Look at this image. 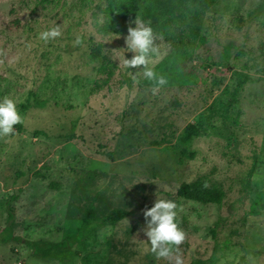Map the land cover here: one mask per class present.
I'll list each match as a JSON object with an SVG mask.
<instances>
[{
	"label": "rangeland",
	"instance_id": "obj_1",
	"mask_svg": "<svg viewBox=\"0 0 264 264\" xmlns=\"http://www.w3.org/2000/svg\"><path fill=\"white\" fill-rule=\"evenodd\" d=\"M106 5L0 0V98L16 101L22 117L15 135L0 137V228L11 210L14 234L57 242L77 230L93 197L98 215L136 212L96 228L68 261L43 260L10 241L0 244V264H169L149 251L144 233L143 212L161 198L178 205L184 264L224 241L215 264H264V198L249 213L264 191V0H215L195 39L181 32L182 16L175 33L189 39L182 65L190 78L168 88L143 86L142 69H123L127 32L101 29ZM54 23L61 36L41 41ZM152 30L156 66L172 45ZM233 70L248 77L235 98ZM189 124L199 132L181 142ZM191 182L221 189V202L178 198V186Z\"/></svg>",
	"mask_w": 264,
	"mask_h": 264
},
{
	"label": "trees",
	"instance_id": "obj_2",
	"mask_svg": "<svg viewBox=\"0 0 264 264\" xmlns=\"http://www.w3.org/2000/svg\"><path fill=\"white\" fill-rule=\"evenodd\" d=\"M215 0H107L104 9L105 23L101 29L107 34L122 35L127 32L130 21L136 15L141 16L150 21L152 29L160 32L162 35L170 39L172 50L167 55L166 61L154 66V71L164 76L168 83L164 88L178 86L181 87L189 83V73L186 72L182 65V59L188 52L190 45L189 38L195 39L198 36V25L200 24L201 14L209 8ZM184 10L179 12V10ZM184 16L185 27L180 28L181 32L186 33L181 37L175 33L179 19ZM236 84L231 92V98H235L237 91L248 80L246 74L233 70ZM142 85L146 87H156L154 82L143 80ZM36 106H43V103L37 102ZM22 108H27V104H20ZM227 110V106L225 108ZM208 116L202 117L205 123ZM19 128V127H18ZM198 129L189 124L184 131L178 136L181 142H187L193 136L198 134ZM37 134V133H36ZM72 136V135H70ZM107 158L112 157L111 153H106ZM254 166L252 165L248 176L252 174ZM176 196L180 199L190 200L198 203H215L219 204L223 197L221 189L213 186L206 187L199 182L181 183L177 190ZM264 198V191L258 192L251 204L250 214L256 215V207ZM84 211L82 221L75 232L65 236L57 242H35L25 241L18 235L14 234L11 228L13 214L11 210L7 212V224L0 228V244L10 241L25 243L31 250L33 255L41 259H53L58 261H68L76 255L75 245L87 237L96 228L112 224L115 225L121 220L131 217L135 214V210H126L123 208H111L104 215L96 213L95 197L83 203ZM228 241L221 244L215 243L211 255L206 259L195 258L190 264H215L218 261L219 254L228 246Z\"/></svg>",
	"mask_w": 264,
	"mask_h": 264
},
{
	"label": "clouds",
	"instance_id": "obj_3",
	"mask_svg": "<svg viewBox=\"0 0 264 264\" xmlns=\"http://www.w3.org/2000/svg\"><path fill=\"white\" fill-rule=\"evenodd\" d=\"M124 36L126 47L124 52H131V58H125L122 53V67L125 71L129 69H142L143 78L154 82L157 88L168 83L164 76L158 75L154 71V66H150V59L157 53L154 45L153 30L150 21L136 15L131 20ZM61 27L54 25L47 30L41 31L38 37L47 43L50 40L61 36ZM81 38L76 37L75 45L81 44ZM119 62V61H118ZM133 81L139 83L133 76ZM22 117L17 110V102L11 98H0V137L15 135L14 125L21 123ZM178 205L170 199H156L150 208L144 210L146 218L144 233L149 241V251L157 259H163L169 264H184V259L180 254V245L185 240V232L178 226L177 221Z\"/></svg>",
	"mask_w": 264,
	"mask_h": 264
}]
</instances>
